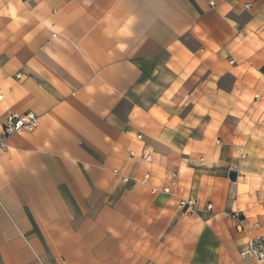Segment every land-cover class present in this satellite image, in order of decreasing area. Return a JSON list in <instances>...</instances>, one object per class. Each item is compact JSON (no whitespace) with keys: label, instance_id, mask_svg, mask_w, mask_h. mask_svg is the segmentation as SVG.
I'll list each match as a JSON object with an SVG mask.
<instances>
[{"label":"crops","instance_id":"0c3cea01","mask_svg":"<svg viewBox=\"0 0 264 264\" xmlns=\"http://www.w3.org/2000/svg\"><path fill=\"white\" fill-rule=\"evenodd\" d=\"M0 91V264H264V0H0Z\"/></svg>","mask_w":264,"mask_h":264},{"label":"built area","instance_id":"2783aa9c","mask_svg":"<svg viewBox=\"0 0 264 264\" xmlns=\"http://www.w3.org/2000/svg\"><path fill=\"white\" fill-rule=\"evenodd\" d=\"M244 7L246 10L251 8L250 5H245ZM17 78H19V75H17ZM2 99H3V94L0 91V100ZM37 126H38V117L32 112H27L21 115L11 114L7 116L5 119V122L2 125V135L0 136V154H5L7 152V146L5 144V141L9 137L13 135H22L25 133H32L36 130ZM137 139L139 141H142L143 140L142 135H138ZM129 156L130 158H134L135 154L130 152ZM139 159H141L144 162L149 163L151 161V156L149 154H146L145 150H143L141 155L139 156ZM177 178H178L177 170H173L172 172L169 173L170 184L175 185V183L177 182ZM148 179H149V174H146L144 176V180H148ZM124 182L127 184L129 182V179H124ZM152 192L155 193L156 191L153 190ZM161 193L167 195V194H170V190L168 187H164L161 189ZM177 208L184 214H187V215L193 214L199 208V200L196 196L189 195L187 197L179 199V201L177 202ZM203 210H204V213H206L207 215H211L213 212L212 204L211 203L206 204ZM231 217L234 219H239L240 214L237 212H234L231 214ZM254 243L255 242L253 241L249 242L247 245V249L244 251L243 254L254 253V254H257L260 259L264 258L263 253L256 252L254 250L255 248Z\"/></svg>","mask_w":264,"mask_h":264},{"label":"rangeland","instance_id":"374dc122","mask_svg":"<svg viewBox=\"0 0 264 264\" xmlns=\"http://www.w3.org/2000/svg\"><path fill=\"white\" fill-rule=\"evenodd\" d=\"M264 168V167H263ZM174 170H177V169H174ZM173 171V170H172ZM171 171V172H172ZM177 172H178V170H177ZM253 242H255L254 243V246H255V248H254V250L256 251V252H261V253H263L264 254V238H261V239H259V240H257V241H253ZM248 245V244H247Z\"/></svg>","mask_w":264,"mask_h":264},{"label":"water","instance_id":"95a60500","mask_svg":"<svg viewBox=\"0 0 264 264\" xmlns=\"http://www.w3.org/2000/svg\"><path fill=\"white\" fill-rule=\"evenodd\" d=\"M236 175H237V173H236L235 171H231V172H229V174H228V178H229V180H230L231 182H235V181H236Z\"/></svg>","mask_w":264,"mask_h":264}]
</instances>
